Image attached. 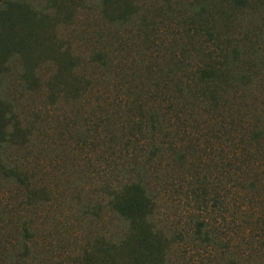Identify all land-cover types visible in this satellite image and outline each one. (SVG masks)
Instances as JSON below:
<instances>
[{"label": "rangeland", "instance_id": "rangeland-1", "mask_svg": "<svg viewBox=\"0 0 264 264\" xmlns=\"http://www.w3.org/2000/svg\"><path fill=\"white\" fill-rule=\"evenodd\" d=\"M0 264H264V0H0Z\"/></svg>", "mask_w": 264, "mask_h": 264}, {"label": "trees", "instance_id": "trees-1", "mask_svg": "<svg viewBox=\"0 0 264 264\" xmlns=\"http://www.w3.org/2000/svg\"><path fill=\"white\" fill-rule=\"evenodd\" d=\"M111 208L130 224L131 237L125 249L137 255L129 259L134 258L136 263L139 261L150 263L153 257L161 259L164 256L165 251L162 247L164 244L152 230L149 221L154 210L153 201L142 185H131L125 194L113 202Z\"/></svg>", "mask_w": 264, "mask_h": 264}]
</instances>
